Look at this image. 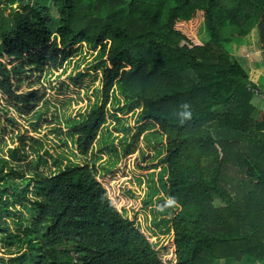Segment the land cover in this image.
Here are the masks:
<instances>
[{
  "label": "trees",
  "instance_id": "1",
  "mask_svg": "<svg viewBox=\"0 0 264 264\" xmlns=\"http://www.w3.org/2000/svg\"><path fill=\"white\" fill-rule=\"evenodd\" d=\"M253 29L264 56V0H0L1 98L29 99L12 88L9 62L57 68L78 41L100 44L112 65L104 89L118 76L166 134L170 200L157 205L179 207L158 251L118 208L147 203L123 195L126 154L122 169L103 175L88 164L36 174L33 220L22 236L0 228L6 239L25 242L34 264H264V84L251 77L264 68L243 66L223 46ZM253 89L263 96L260 119ZM102 121L98 106L71 124L78 149Z\"/></svg>",
  "mask_w": 264,
  "mask_h": 264
},
{
  "label": "rangeland",
  "instance_id": "2",
  "mask_svg": "<svg viewBox=\"0 0 264 264\" xmlns=\"http://www.w3.org/2000/svg\"><path fill=\"white\" fill-rule=\"evenodd\" d=\"M12 5L19 8L17 2ZM205 34L203 27L197 30L199 39L204 40ZM242 37L227 39L223 46L231 52L228 42ZM74 47L57 68L37 67L26 59L7 64L12 88L29 99L5 101L0 95V228L24 234L33 220L36 174L52 175L68 166L88 164L103 175L108 169H122L129 154L125 172L132 177L122 185L123 195L133 197L135 204L136 199L147 203L118 208L151 236L155 249L163 251L173 237L171 219L179 208L163 211L157 205L170 200L166 134L152 119L143 117V102L123 92L118 76L104 89V70L112 65L100 44L80 40ZM232 56L246 66V57ZM98 106H102L103 121L89 144L78 149L71 124ZM212 130L217 134L214 124ZM219 133L238 137L234 132ZM27 253L25 242L11 243L0 229V264H34Z\"/></svg>",
  "mask_w": 264,
  "mask_h": 264
},
{
  "label": "crops",
  "instance_id": "3",
  "mask_svg": "<svg viewBox=\"0 0 264 264\" xmlns=\"http://www.w3.org/2000/svg\"><path fill=\"white\" fill-rule=\"evenodd\" d=\"M204 39L208 36L204 35ZM230 53L233 55L244 56L247 59V64L250 69H263L264 68V56L260 48V40L258 33L255 29L250 31L247 35L242 37L240 40H234L228 42ZM228 51V50H227ZM229 52V51H228ZM251 77L258 82V84H264V73L261 71H252ZM260 86V85H259ZM263 101V96L260 93L253 94L251 102L254 105V117L257 119L261 118L262 109L261 103Z\"/></svg>",
  "mask_w": 264,
  "mask_h": 264
},
{
  "label": "built area",
  "instance_id": "4",
  "mask_svg": "<svg viewBox=\"0 0 264 264\" xmlns=\"http://www.w3.org/2000/svg\"><path fill=\"white\" fill-rule=\"evenodd\" d=\"M253 91H254L255 93H258V91H257L256 89H253Z\"/></svg>",
  "mask_w": 264,
  "mask_h": 264
},
{
  "label": "clouds",
  "instance_id": "5",
  "mask_svg": "<svg viewBox=\"0 0 264 264\" xmlns=\"http://www.w3.org/2000/svg\"><path fill=\"white\" fill-rule=\"evenodd\" d=\"M187 115V114H186Z\"/></svg>",
  "mask_w": 264,
  "mask_h": 264
}]
</instances>
